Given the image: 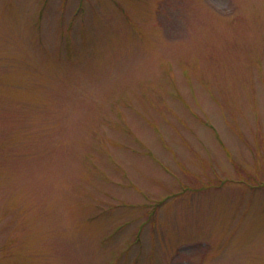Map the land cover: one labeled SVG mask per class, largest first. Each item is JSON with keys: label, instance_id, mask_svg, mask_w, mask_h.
I'll return each mask as SVG.
<instances>
[{"label": "rangeland", "instance_id": "obj_1", "mask_svg": "<svg viewBox=\"0 0 264 264\" xmlns=\"http://www.w3.org/2000/svg\"><path fill=\"white\" fill-rule=\"evenodd\" d=\"M0 264H264V0H0Z\"/></svg>", "mask_w": 264, "mask_h": 264}]
</instances>
